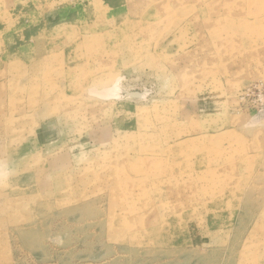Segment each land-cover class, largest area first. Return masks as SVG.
Returning <instances> with one entry per match:
<instances>
[{"label": "rangeland", "instance_id": "obj_1", "mask_svg": "<svg viewBox=\"0 0 264 264\" xmlns=\"http://www.w3.org/2000/svg\"><path fill=\"white\" fill-rule=\"evenodd\" d=\"M0 264H264V0H0Z\"/></svg>", "mask_w": 264, "mask_h": 264}]
</instances>
